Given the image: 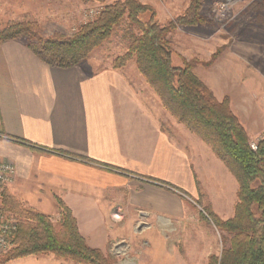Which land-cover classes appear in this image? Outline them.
Segmentation results:
<instances>
[{
    "label": "crops",
    "instance_id": "obj_1",
    "mask_svg": "<svg viewBox=\"0 0 264 264\" xmlns=\"http://www.w3.org/2000/svg\"><path fill=\"white\" fill-rule=\"evenodd\" d=\"M41 1L0 0V26L36 17ZM124 67L90 59L52 67L23 38L0 43V159L15 167L3 188L47 215L61 199L91 247L105 250L126 235L172 249L191 242L185 233L192 227L200 234L204 222L184 198L197 206L194 200L212 192L227 204L222 213L214 207L218 215H233L226 193L232 173L150 85H132ZM176 232L186 236L169 237ZM70 262L40 254L4 264Z\"/></svg>",
    "mask_w": 264,
    "mask_h": 264
},
{
    "label": "trees",
    "instance_id": "obj_2",
    "mask_svg": "<svg viewBox=\"0 0 264 264\" xmlns=\"http://www.w3.org/2000/svg\"><path fill=\"white\" fill-rule=\"evenodd\" d=\"M201 3L202 0H190L183 13L160 24L149 5L139 0H116L104 5L71 36H43L34 22L19 21L0 29V43L23 38L44 63L67 68L86 61L90 52L124 23L126 51L114 59L112 67L121 68L133 59L163 107L212 148L238 183L237 201L230 218L220 219L210 208L201 212L221 232V251L210 255L208 264H264V135L251 142L231 110L228 97L218 100L196 74L191 61L183 59L182 65L172 63L169 35L178 26L212 23L200 15ZM146 13L149 16L144 20ZM221 50L215 51L205 65L212 64ZM0 198L1 209L18 218L14 246L0 256V264L40 254H53L74 264H113L110 254L87 244L76 218L61 199L56 198L60 216V229L56 231L49 215L24 205L1 184Z\"/></svg>",
    "mask_w": 264,
    "mask_h": 264
},
{
    "label": "rangeland",
    "instance_id": "obj_3",
    "mask_svg": "<svg viewBox=\"0 0 264 264\" xmlns=\"http://www.w3.org/2000/svg\"><path fill=\"white\" fill-rule=\"evenodd\" d=\"M114 1L116 0H42L40 9L38 8L40 4L37 3V9L32 11V15L35 14L36 17L32 16L27 21L34 22L43 36L68 37L73 35L81 24L93 19L104 5ZM139 1L154 9L160 24H166L170 19L183 13L190 0ZM263 1L202 0L200 15L212 23L178 26L168 38L172 49V63L182 65L183 59L191 61L196 74L218 100L228 97L231 110L245 127L251 142L264 135ZM254 3H261V6H256ZM148 16L149 13H146L142 19L146 20ZM19 21L13 20L7 25ZM124 26L125 24L122 23L115 28L109 38L90 52L88 59L95 61L101 67L113 66L114 59L126 51L123 38ZM1 28L3 26H0ZM219 48L222 50L215 61L205 65ZM124 66L125 74L129 76L132 85H148L133 59L128 60ZM227 184L231 187L230 190L227 188L226 193H229L227 196L232 199L235 206L238 183L233 175ZM235 185L236 192L233 189ZM175 190L178 191L176 188ZM199 199L200 201H193L197 206L192 205L185 198L183 201L188 204V209L200 211V215L203 208H210L220 219L230 218L220 217L219 211L215 210L218 207H221L220 212L226 209L227 204L222 201L223 196L218 197L217 194L208 192L205 196H199ZM225 213H228L227 210ZM49 216L54 229L58 231L59 211ZM14 217L18 222L16 215ZM202 219L204 222L199 221L202 225V230L198 229L200 234H196L197 228L189 227L190 232L185 234L191 237L192 241L175 243L172 249L153 248L158 245L148 243L142 236L129 239L125 235L120 240L110 241L102 251L111 255L113 264H208L209 256L218 255L221 251V232L211 221L203 217ZM185 234L176 232L169 237L178 238L186 236ZM184 246L189 248H181ZM6 252H0V256Z\"/></svg>",
    "mask_w": 264,
    "mask_h": 264
},
{
    "label": "built area",
    "instance_id": "obj_4",
    "mask_svg": "<svg viewBox=\"0 0 264 264\" xmlns=\"http://www.w3.org/2000/svg\"><path fill=\"white\" fill-rule=\"evenodd\" d=\"M255 147L254 143L251 144ZM15 175L14 165L7 160L0 159V184L4 186L13 181ZM1 199V198H0ZM18 222L14 214L1 209L0 200V252H6L13 246V234Z\"/></svg>",
    "mask_w": 264,
    "mask_h": 264
}]
</instances>
